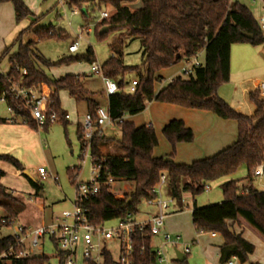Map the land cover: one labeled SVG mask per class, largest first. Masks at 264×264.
I'll use <instances>...</instances> for the list:
<instances>
[{
    "label": "trees",
    "instance_id": "16d2710c",
    "mask_svg": "<svg viewBox=\"0 0 264 264\" xmlns=\"http://www.w3.org/2000/svg\"><path fill=\"white\" fill-rule=\"evenodd\" d=\"M139 1L140 8L132 10V6ZM1 3L13 5L17 25L34 18L23 0H0ZM68 4L78 9H82L84 4H90L92 11L98 10L101 13L103 9L110 7L112 11L108 18L101 19L94 26L97 38L102 40L110 32H120L110 46L113 54L102 65V70L104 76L115 81L119 88L116 94L107 99L111 118L114 121L122 120L116 125L121 132L120 144L124 154H101L99 141L103 137H95L92 141V155L101 160L105 159L101 171L103 180L113 178L115 183H130L134 185V190L129 196L118 199L112 186L103 185L97 195L83 204L88 209L89 222L99 226L112 221H126L129 216L136 217L143 202L159 197L155 190L160 185L162 175L166 177L167 196L182 210L185 194H189L195 202L198 196L207 191L210 183L233 176L244 168L247 171L246 184L240 185V180L224 183V200L221 203L204 207H197L194 203L191 222L196 233H215L222 237L220 264H229L233 258L240 264H254L250 261L255 251L254 245L245 240L242 233L236 232L233 226L249 230L264 243V192L255 189L253 185V169L264 156V99L259 92L250 94L255 112L248 117L236 112L219 97L218 92L230 81L232 46H264V33L258 20L247 6L236 0H69ZM82 14L84 27L89 26V13ZM35 24L36 21L19 33L15 41L19 46L15 53H11L13 46H10L0 58V62L7 59L9 64L8 73L0 75V100L5 98L7 107L12 108L15 122L24 121L23 124L34 130L40 128L35 125L23 103L16 99L14 87L25 90L39 89L41 85L50 87V109L61 118L60 123L65 130L69 121L65 119L67 113L60 105L59 93L62 91L67 92L77 103H86L88 114L96 118V112L101 107L85 89L81 76L67 75L51 79L46 73V70L54 66L69 62L93 65L96 60L93 49L89 48L82 56L52 63L35 50L33 42L23 45L22 37L31 31L41 39L62 38V34L50 28L33 29ZM104 28L107 31L102 33ZM85 30L88 31L89 28ZM243 33L252 35L253 39L245 38ZM131 40H138L141 44L143 72L124 64L123 48ZM200 53L205 54L204 65H193L156 91V84H161L164 80L158 75L161 71L183 61L189 62ZM131 71L138 72V85L133 93L126 91V88L136 79L130 83L125 81L126 75ZM151 102L211 112L221 119L233 120L238 125L237 140L212 157L191 164H177L174 162L177 145L192 143L195 135L182 120H172L162 130L172 151L167 156L154 157L153 151L159 145L154 128L136 127L134 123L124 119L125 116L143 113ZM10 118H0V124L9 123ZM49 127L50 124H46L42 130L48 131ZM82 129L83 126H78L76 133L80 142V153L84 150L85 139ZM0 159L9 162L18 171H23L16 159L8 156H0ZM78 172L77 167L68 171L73 186L77 183ZM4 177L5 172L0 169V206L8 214L4 219L6 225L12 227L25 205L1 184ZM33 185L39 190L42 189L36 183ZM129 199L131 201L125 206ZM152 239L148 229L136 232L134 264H157ZM11 247L16 252L20 250L18 236H0V256ZM47 260L45 256L9 258L0 259V264H45ZM176 262L186 264L187 259ZM105 264L117 263L108 255Z\"/></svg>",
    "mask_w": 264,
    "mask_h": 264
},
{
    "label": "rangeland",
    "instance_id": "374dc122",
    "mask_svg": "<svg viewBox=\"0 0 264 264\" xmlns=\"http://www.w3.org/2000/svg\"><path fill=\"white\" fill-rule=\"evenodd\" d=\"M34 4L29 7L34 14V18H29L22 22L18 29L16 38L19 33L29 28L34 21H36L33 29L50 28L55 32H60L62 38L53 37L41 39L37 34L31 32L25 33L22 37V44L34 43L35 50L46 60L52 63H58L63 59L74 58L76 56H82L87 53L89 48H92L95 53L96 65L102 66L111 56L113 44L118 38L120 32H110L105 38L99 40L95 31L96 24L100 22V13L98 10L92 11V5L84 4L82 9L70 6L69 0H34ZM245 6H247L252 12L254 18L257 20L259 14L256 10L255 3L252 0H236ZM140 1L132 6V10L140 8ZM111 13V8L107 7L103 9V12ZM82 12H88L90 15L89 26L84 27V20ZM89 28V30H82V28ZM16 39L12 42V52L15 53L19 44H15ZM78 42L80 47L77 53H70L69 47ZM250 51V52H264V46L252 47L246 44H236L231 48L233 53L232 63V79L239 78L240 70H237V63H242L244 60L238 59L237 52ZM198 61L201 65L205 64V54H199L195 59L192 58L188 61L181 62L182 64L193 65L195 61ZM123 61L125 66L138 68L139 72L144 71L142 60V47L138 40H131L126 43L123 48ZM180 63V64H181ZM246 69L248 72L256 68L254 60H248L246 63ZM178 66H181L178 64ZM92 65H88L84 62H69L63 65L54 66L46 70L47 75L51 79H58L67 75H79L83 79L85 89L92 94L91 97L99 103L103 109H108V99L104 95V83L99 75L93 74L91 71ZM262 68L264 67L261 66ZM9 71L8 60L4 59L0 62V75H5ZM174 70L167 71L165 74H161L166 77V82L170 80ZM167 74V76H166ZM183 73H181L182 75ZM243 74V72H242ZM138 76L137 71H131L125 77V81L130 83ZM261 82L264 83V76H259ZM163 84L157 83L156 86ZM41 93L49 95L51 92L50 87L41 85L39 87ZM126 91L128 89L126 88ZM61 108L68 112L72 116V120L69 121V125L65 130L64 125L61 123L50 125L48 131L42 129L34 130L29 125L16 122L18 124H11L8 126L13 128L9 132L7 130L6 140L9 145V149L0 150L2 156H8L16 159L22 166L23 172L18 174V170L9 162L0 160V169L5 172V177L1 180V184L7 189L9 193L14 194L24 204L23 212L18 216L17 221L12 227H8L3 223V220L7 217L6 210L0 206V236L7 237L17 235V229L20 226H26L29 229H35L42 225H47L60 218L65 211H73L76 187L71 185L69 180V169L73 167L80 168L78 176L79 183L90 181L92 178V163L90 157L86 158V152L83 159H80V143L76 136L77 126L84 122V117L88 113L86 103H77L69 94L65 91L59 93ZM247 111V110H245ZM244 115V114H242ZM11 114L8 111L7 105L0 100V118H10ZM247 116V115H245ZM147 118V116H146ZM5 124H0V126ZM36 125V123H35ZM20 128L29 132L30 137H24L20 140L14 139L20 138L18 135ZM22 131V130H21ZM24 131V132H25ZM95 130H93L94 132ZM92 132V131H91ZM92 132V133H93ZM9 133V134H8ZM84 137L86 133L82 129ZM104 136V137H103ZM103 139L99 141V148L103 153H112L123 155V150L120 144L121 132L118 126L109 125L102 128ZM98 137V138H101ZM87 140V138H85ZM45 168L48 172V176L42 179L38 174L39 168ZM26 173V174H25ZM247 176L246 169L242 168L233 176L217 180L209 184V189L202 195L196 198L198 204L221 203L222 198V186L224 183L230 180H241ZM36 183L42 186L39 190L33 185ZM113 193L116 198L123 199L129 196L134 190V185L125 182H117L112 185ZM163 199H167L164 198ZM222 199V200H221ZM207 200V201H206ZM211 201V202H208ZM216 201V202H212ZM206 205V204H205ZM194 207V200L186 194L182 201V212L175 213L166 220L167 228L170 231L183 233V228H193L191 222V212ZM174 208L172 210L174 211ZM171 211V210H170ZM117 224L116 221H112L106 224V227H114ZM168 233V232H167ZM170 234V233H169ZM172 238H176L181 235H172ZM182 238V237H181ZM158 242L157 240H155ZM154 244V242H153ZM167 252L171 258L175 256V250L171 247H167ZM52 246L49 245L46 255L51 256ZM168 259V258H167ZM170 259V258H169ZM204 261V257L201 252H197L195 249L187 259L186 264H201ZM51 264H57L55 259H52Z\"/></svg>",
    "mask_w": 264,
    "mask_h": 264
},
{
    "label": "built area",
    "instance_id": "2783aa9c",
    "mask_svg": "<svg viewBox=\"0 0 264 264\" xmlns=\"http://www.w3.org/2000/svg\"><path fill=\"white\" fill-rule=\"evenodd\" d=\"M252 1L260 4L258 24L264 33V0ZM108 16L109 13L104 11L100 14V19L108 18ZM79 47V43L75 42L69 47V52L72 54L77 53ZM193 65L200 66L201 64L196 60ZM192 66L187 64V68L183 72ZM91 71L93 74L101 77L107 98L119 91L116 82L104 76L102 66L93 64ZM137 83V79L132 81L127 87L128 91L131 93L135 92ZM40 91L41 89L25 90L13 88L16 99L23 103L26 110L30 113L31 119L42 129L46 124L60 123L61 118L50 109L51 93L44 95ZM258 91L264 97V83L259 84ZM1 101L5 103V98L1 99ZM8 111L11 114L9 123L13 124L15 123L14 112L11 107H8ZM65 119L69 120L70 116L66 114ZM121 121H114L108 109L103 108L97 110L96 118H93L90 114L85 116L82 126L87 140L84 139V150L81 152L80 159H83L84 154L88 152L85 157H90L91 159L92 178L90 181L79 183L77 177L73 211H65L54 222L35 229L20 226L17 229L18 247L20 250L16 252L14 247H11L0 256V259H24L45 256L48 258L45 264H51L50 261L52 259H55L57 264H105L106 257L110 255L117 264H134V238L136 232H143L146 229L149 230L150 235L153 237L161 236L166 243H170L173 246L182 243L181 236L173 239L171 234L165 231L167 213L174 204V201L170 198L163 199L161 195V189L166 186V177L164 175L161 176L160 185L155 190L159 197L156 200L146 202L157 210V213L151 218L145 221H137L134 217L129 216V219L126 221H116L117 224L114 227H106V225L97 226L89 222L88 209L84 208L83 204L97 195L103 185L112 186L115 184L113 178L102 179L101 171L104 167L103 163L105 159L101 160L92 155V141L95 137L102 136L103 127L115 125ZM23 123L25 122L23 121ZM93 130L95 131L93 132ZM78 171L79 176L80 168H78ZM38 174L42 179L48 176L47 170L43 167L38 169ZM253 178L259 188H264V156L261 162L253 169ZM3 223L6 224L4 220ZM49 245L52 246L53 253L51 256L45 254ZM142 250H144V247ZM184 252H190V245L184 244ZM156 261L157 264H179L177 262H170L162 248L156 250ZM236 261L237 259L233 258L229 264H235Z\"/></svg>",
    "mask_w": 264,
    "mask_h": 264
},
{
    "label": "crops",
    "instance_id": "0c3cea01",
    "mask_svg": "<svg viewBox=\"0 0 264 264\" xmlns=\"http://www.w3.org/2000/svg\"><path fill=\"white\" fill-rule=\"evenodd\" d=\"M23 1L29 7H31L35 2L34 0H23ZM254 5L257 7L256 10L260 16V4L255 3ZM18 27L19 25H17L16 23L15 11L13 5L11 3H1L0 4V58L5 52V50L10 46H12L11 45L12 42L15 39H17L16 34ZM237 55H238L237 56L238 59L244 60V62L242 63L239 62L237 63V70H240L239 78L235 80L232 79L233 53H231L230 81L219 89L218 95L221 99L226 101L236 112L251 117L255 112V106L250 100V94L254 92H259L258 86L259 84L263 83L261 82L259 76L262 75L264 76V67L263 68L261 67L264 65V52L238 51ZM248 60H254L256 65V68H254V70L250 72H248L246 69V65H247L246 63ZM179 65L181 66L176 65L168 70L161 71L158 75L165 74L167 71L170 70H174L173 74L170 75L171 77L169 78L170 80L167 82L168 84L175 77L180 76L181 73H183V70L187 68V64L181 63ZM75 76H79V75H75ZM162 77L164 80L161 84L163 85L158 87L156 86V91L160 90L163 86L166 85V84L164 85V83L166 82L167 79L165 76ZM261 98L264 99V97L262 96ZM66 113L70 116V119L68 121H71L72 116L68 112ZM124 119L125 121L134 123L136 127L151 126L154 128L159 141V145L153 151L154 157H164L171 153L172 147L168 143V141L164 138L162 134V130L170 121L182 120L188 128L193 130L195 139L192 143H181L177 145V154L174 158V162L177 164H191L194 161L212 157L217 153H219L220 151L231 146L233 143H235L238 137V125L233 120L221 119L216 115L212 114L211 112L190 110L178 106L161 104L156 102L149 103L143 113L136 116H125ZM82 124L78 126H82ZM10 129L13 128L9 127L8 123L0 126V150L5 151L9 149V145L7 144V140H6V133L7 130L9 132ZM24 131L25 130H23V128H20L19 132H16L19 133L18 136L20 138H15V137L12 138L20 140L24 137H30L29 132L27 131L24 132ZM76 133H77V129H76ZM4 151H0V156H2L1 154ZM101 154L117 155V154H112L110 152L103 153L102 150H101ZM21 172L23 171H19L18 174ZM246 177L240 180V185L246 184V180H245ZM253 181H254L253 185L255 189L264 192V188H259L254 178ZM263 184H264V179H263ZM161 195L164 198H169L166 194L165 187L161 189ZM208 202L211 201L208 200ZM212 202H216V201H212ZM194 203L197 207H204L207 206V204H210V203H204V201L203 203L198 204V201L196 200ZM173 207H175L174 211L172 210ZM156 211L157 210L155 207L149 206L146 202H143L139 208L138 215H136L134 219L137 221H145L151 218L152 216H154L157 213ZM180 212H182V210L174 202V204L170 207L167 213V218L170 219L172 215ZM233 227L236 232L242 233V236L245 240H247L248 242L254 245L255 251L253 255L250 257V261L254 264H264V243L249 230L243 227L242 229L236 225H234ZM170 230L171 229L165 226L166 232L172 235H176V234L181 235L182 237L181 244H178L177 246H173L170 243H166L161 236H154L152 239V244L154 242L153 249L156 251L162 248L165 252L166 257L170 262L178 261L176 256V251L184 253L186 255V259H188L192 251L195 249L197 252H201L202 256L204 257V261L201 264H220L219 263L220 246L223 244V239L220 235L215 233H208V234L196 233L194 228L192 229L183 228V233H178L177 231L172 232ZM155 240H157L158 242H156ZM184 244L190 245L189 253L184 252ZM167 247H171L175 250L174 258H171L169 256L167 252ZM235 264H240V263L239 261H236Z\"/></svg>",
    "mask_w": 264,
    "mask_h": 264
},
{
    "label": "water",
    "instance_id": "95a60500",
    "mask_svg": "<svg viewBox=\"0 0 264 264\" xmlns=\"http://www.w3.org/2000/svg\"><path fill=\"white\" fill-rule=\"evenodd\" d=\"M107 31V28H104L103 30H102V33L103 32H106ZM243 36L245 37V38H247V39H253V36L252 35H249V34H245V33H243ZM131 201V199H129L128 201H127V203L125 204V206H127L128 205V203ZM176 256H177V260L179 261V262H183L185 259H186V255L184 254V253H182V252H179V251H176Z\"/></svg>",
    "mask_w": 264,
    "mask_h": 264
}]
</instances>
